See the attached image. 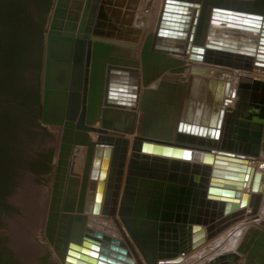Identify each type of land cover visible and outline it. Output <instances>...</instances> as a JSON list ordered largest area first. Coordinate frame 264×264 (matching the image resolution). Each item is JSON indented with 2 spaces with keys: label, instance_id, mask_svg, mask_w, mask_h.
Masks as SVG:
<instances>
[{
  "label": "water",
  "instance_id": "95a60500",
  "mask_svg": "<svg viewBox=\"0 0 264 264\" xmlns=\"http://www.w3.org/2000/svg\"><path fill=\"white\" fill-rule=\"evenodd\" d=\"M37 1L35 5L26 1L25 14L34 20L39 37L16 79L18 90H39L41 103L30 112L19 110L20 154L26 162L8 197L14 209L0 217V264H133V254L138 264H177L248 218L254 219L236 252L210 264H235L242 258L244 264H264V218L258 215L264 173L249 165L263 149L264 93L259 97L253 93L249 99L241 90L242 101L230 118L226 139L218 143L225 110L212 103L216 80L201 77L209 69L194 66L175 126L170 111L165 117L164 107L148 109L144 95L143 119L129 156V138L110 131L136 130L135 117L113 108L132 107L137 101L141 72L118 56L128 57L133 50L93 35L99 34L95 24L103 0ZM196 1L166 0L156 31L142 48L145 84L156 59L149 52L151 43L156 49L183 51L188 36L193 37L189 29L196 20L190 13L200 4ZM215 6L208 38L192 46L191 57L250 69L251 64L242 61L255 57L256 44L244 39L251 37L254 27L243 23L264 16V0H256L253 8L219 2ZM200 31L205 32V21ZM224 85L219 81L216 99ZM226 85L228 92L229 82ZM21 103L20 97L16 99L18 109L24 108ZM36 158L41 164L32 169ZM43 163L51 167L49 171ZM245 186H251V194ZM44 221L54 252L43 236Z\"/></svg>",
  "mask_w": 264,
  "mask_h": 264
},
{
  "label": "bare ground",
  "instance_id": "6f19581e",
  "mask_svg": "<svg viewBox=\"0 0 264 264\" xmlns=\"http://www.w3.org/2000/svg\"><path fill=\"white\" fill-rule=\"evenodd\" d=\"M255 1L256 0H198L196 1L200 4L195 5L193 7V11L190 13L192 17L196 20L194 22L193 20L191 21V26L189 29V34H192L193 37L189 38L188 36L186 40V46L184 47L183 51L171 52L168 50H160V49H156L154 44L151 43V46L149 47L150 49L149 52L154 57H156V59H153L154 63L152 64L155 71L153 70L152 77L150 76L151 79L147 82V84H145L144 77L142 74V48H143V45H144V42L147 36L150 34L154 35L158 27V24L161 19L162 13L164 11L165 3H166V0H163V4L161 5V8L159 9L160 13H159V17L157 18L158 21L156 22L157 24H156L155 30L146 35L143 45L140 50L131 48L133 51L131 55L128 56L130 57V59H127L128 62H131V64L133 63V66H135L141 72L138 75L139 91H138L137 101L134 103V106L132 107L113 106V108L116 111H120L122 115L129 116V117H135L136 119L135 133L129 134L125 132H118L115 130L110 131L111 134L113 135L129 138L130 140L129 156L131 152L133 151L132 147H133L134 139H135L138 129H140V126H141L140 124L142 123L141 119H143V112L141 110V104H142L144 95H147L146 101H147L148 109L154 108L157 106L164 107L165 108L164 116L167 117L166 114H168V112L170 111V114H171L170 118L175 117L174 119V126H175L178 123L176 112L182 110L183 101L187 96V87L190 81V77L194 76L195 74L192 71V67L194 66L209 69L208 70L209 73L208 72L204 73L201 75V77H207L208 79L216 80V84H215L216 86L214 85V89H213L212 103L219 104L220 108H223L225 110L223 125L221 128L222 132L217 142L218 143L224 142V140L226 139V131L229 127L230 118L232 117L233 113L238 111L237 102L239 101V97L241 93L240 87L243 84L244 80L246 78H249L254 83L259 84V85L261 84L262 87L264 85V16L261 18H252L251 20H248L247 23H243L250 27H254V29H252L254 30V32H251V33L248 32L252 34L251 37L249 39L248 38L244 39L245 41L249 43L256 44L255 49H254V51H256L255 57H253L252 59H245L242 61L243 65L251 64L250 69L245 66L242 68H237L233 66H222L219 64H215L213 62H209L207 61L206 58H204L203 60H200L198 58H192L191 53L193 51L191 48L194 45L200 46V44H197V43L202 41L203 38L205 39V42H206L208 35H209V30L211 27L212 20L215 18L214 8L216 7L215 6L216 3L219 2L223 5L253 8L255 5ZM203 21H205V32L200 31ZM205 56L207 55L205 54ZM167 62H169V66L167 67V69L159 74L158 71L160 70L161 66L165 65ZM256 62H260L261 64L256 65ZM165 73H174V74L170 75L167 78V77H164ZM259 79H261V81L257 83ZM219 81H225V85L221 87L220 96L218 99H216V89H217V85ZM228 82H229V87H228V92H226L227 90L226 84ZM204 88L205 89L208 88L207 84L204 85ZM173 111L174 113L172 114ZM92 137L93 139L94 138L96 139L97 134L93 133ZM158 154H160L162 157H166V156H169L170 158L172 157V155H164L163 153H158ZM150 155L153 156L157 154L150 153ZM149 160L153 161V158ZM249 165L254 166L256 170L262 171L264 173V162L263 161L261 162L259 158H256L255 160H251L249 162ZM109 177H110V166L107 170V176L105 178V189H104V196H102V205L104 204L105 192H106L107 184L109 182ZM125 181H126V176L124 177L123 187L121 190V196L124 191ZM244 191L249 192L251 194L252 193L251 186H245ZM262 199L263 201L261 203L260 212L258 214L259 216H260V213L263 214V210H264V193H262ZM248 208L249 206H247V209ZM116 219L119 220L117 216H116ZM253 219L254 218H248L244 222H246L248 225ZM110 220H111L110 221L111 223L114 222L112 218ZM241 224L243 225L242 222H240L237 225H241ZM121 226L122 228L125 229V227L122 224ZM116 231L119 234H121L120 229L117 228ZM126 234H127V231H126ZM122 241L125 242L124 239H122ZM130 243H132V240H130ZM132 245H133L132 247L134 248L136 252L138 250L137 246L135 247L133 243ZM49 246L50 248L52 247L50 243H49ZM128 249L130 250V247H128ZM137 253L139 257L141 258L139 250L137 251ZM132 258L134 260L133 264H138L134 254L132 255Z\"/></svg>",
  "mask_w": 264,
  "mask_h": 264
},
{
  "label": "trees",
  "instance_id": "16d2710c",
  "mask_svg": "<svg viewBox=\"0 0 264 264\" xmlns=\"http://www.w3.org/2000/svg\"><path fill=\"white\" fill-rule=\"evenodd\" d=\"M26 1L0 0V217L13 208L8 202V197L14 193L19 169L26 162L20 154V113L30 112L33 105L41 103L39 90L28 87L26 91H21L17 88V72L34 54L35 43L39 37L34 20L32 17H26ZM43 1L45 3V0ZM33 2L34 5L38 3L36 0ZM51 6V1H48L49 10ZM40 67L41 63L38 64V68ZM19 97L24 108L18 109L15 104ZM37 116L36 111L34 123ZM37 164H41L40 158L33 159L30 168H35ZM45 167L46 171L51 168L47 165ZM1 242L0 238V246Z\"/></svg>",
  "mask_w": 264,
  "mask_h": 264
},
{
  "label": "rangeland",
  "instance_id": "374dc122",
  "mask_svg": "<svg viewBox=\"0 0 264 264\" xmlns=\"http://www.w3.org/2000/svg\"><path fill=\"white\" fill-rule=\"evenodd\" d=\"M162 4L163 0H103L99 18L95 24V28H97L99 34L93 35L107 42H114L118 45L140 50L146 35L155 30L157 24L156 22L158 21L157 18L159 17L160 13L159 9L161 8ZM118 56L123 59H130V57H127L126 54L122 55L121 53V55ZM259 80L261 81V79ZM240 89L244 91L243 95H247L249 99L253 93H256L258 97L264 93V87H262L261 84L259 85L254 83L249 78L244 80ZM239 100L242 101L241 97H239ZM259 160L264 161V140L263 151ZM53 180L54 172L51 189ZM51 189L48 205L51 196ZM48 205L46 215L48 211ZM242 223L243 225L234 224L225 229L223 232L208 240L204 247L189 253L185 257L184 261L177 264H210L211 260L217 258L220 255H227L229 253L236 252L237 247L240 244L249 225H247V223L244 221ZM42 231L43 236L48 243L49 241L45 235V222ZM51 249L53 251L52 247ZM235 264H244V258L238 260Z\"/></svg>",
  "mask_w": 264,
  "mask_h": 264
},
{
  "label": "crops",
  "instance_id": "0c3cea01",
  "mask_svg": "<svg viewBox=\"0 0 264 264\" xmlns=\"http://www.w3.org/2000/svg\"><path fill=\"white\" fill-rule=\"evenodd\" d=\"M94 140H95V138H94ZM262 162V161H261ZM264 162V161H263ZM259 217H261V218H264V215L262 214V213H260V216ZM117 218L119 219V221H120V218H119V216L117 215ZM111 221V220H110ZM121 222V221H120ZM122 224V223H121ZM208 242V241H207ZM207 242L205 243V244H203L201 247H199L198 249H200V248H202V247H204L206 244H207ZM198 249H196V250H198ZM196 250H194V251H196ZM194 251H192V252H194ZM58 259V258H57ZM141 259H143V257L141 258ZM58 261H59V259H58ZM60 262V261H59ZM61 263V262H60ZM62 264V263H61Z\"/></svg>",
  "mask_w": 264,
  "mask_h": 264
},
{
  "label": "flooded vegetation",
  "instance_id": "af4514ba",
  "mask_svg": "<svg viewBox=\"0 0 264 264\" xmlns=\"http://www.w3.org/2000/svg\"><path fill=\"white\" fill-rule=\"evenodd\" d=\"M10 203V202H9ZM11 204V203H10ZM12 205V204H11ZM18 208V207H17ZM46 217V216H45ZM45 222V221H44ZM44 226V225H43ZM49 244V243H48ZM7 246V245H6Z\"/></svg>",
  "mask_w": 264,
  "mask_h": 264
}]
</instances>
